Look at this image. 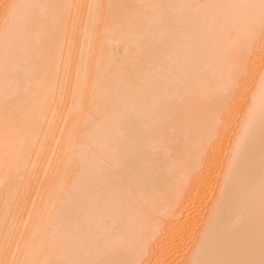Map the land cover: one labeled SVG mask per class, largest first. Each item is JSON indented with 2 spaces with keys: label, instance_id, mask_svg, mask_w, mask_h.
<instances>
[{
  "label": "bare ground",
  "instance_id": "6f19581e",
  "mask_svg": "<svg viewBox=\"0 0 264 264\" xmlns=\"http://www.w3.org/2000/svg\"><path fill=\"white\" fill-rule=\"evenodd\" d=\"M0 264H264V0H0Z\"/></svg>",
  "mask_w": 264,
  "mask_h": 264
},
{
  "label": "rangeland",
  "instance_id": "374dc122",
  "mask_svg": "<svg viewBox=\"0 0 264 264\" xmlns=\"http://www.w3.org/2000/svg\"><path fill=\"white\" fill-rule=\"evenodd\" d=\"M191 238H192V236H191ZM180 242H181V241H180ZM183 243H184V241H183ZM183 243H182V246H181V243H180V245H179V246H181V248L184 247ZM186 244H187V243H186ZM179 260H181V258H180ZM178 262H179V261H178ZM178 262H177V263H178Z\"/></svg>",
  "mask_w": 264,
  "mask_h": 264
}]
</instances>
